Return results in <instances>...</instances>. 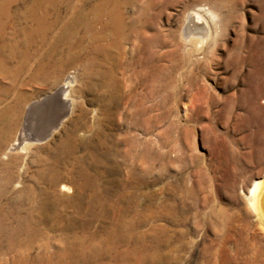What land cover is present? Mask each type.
I'll return each instance as SVG.
<instances>
[{"label":"rangeland","instance_id":"1","mask_svg":"<svg viewBox=\"0 0 264 264\" xmlns=\"http://www.w3.org/2000/svg\"><path fill=\"white\" fill-rule=\"evenodd\" d=\"M50 4V30L71 31L81 49L49 67L44 48L3 59L17 69L0 73V160L12 171L0 187V264H264V228L243 196L264 177V0ZM183 11L201 21L198 41L178 38ZM90 14L132 27L104 57L82 34ZM149 64L168 88L149 85ZM64 73L57 120L9 148L23 104ZM24 184L43 190L25 200Z\"/></svg>","mask_w":264,"mask_h":264},{"label":"bare ground","instance_id":"2","mask_svg":"<svg viewBox=\"0 0 264 264\" xmlns=\"http://www.w3.org/2000/svg\"><path fill=\"white\" fill-rule=\"evenodd\" d=\"M103 1L104 0H99L100 6H101V4L103 5ZM50 2H51V0H0V73L6 74L9 77V80L12 79L13 74L15 73V71L17 69L16 63H15L16 61L15 62L13 61L12 64L8 63L9 65H7V64H4V60L13 56L14 52H15V56L19 57V59L23 61L27 58V56L29 54L35 53L36 50L38 51V48L39 49L44 48L38 55L41 56V59L45 61V63L47 64L48 67L50 65L57 63L61 59L63 61L69 60V59H72L74 57V55H76L77 53L79 54L81 48L78 47L77 40L73 41V43L71 42V40H74V39H71V37H72L71 31L67 32L64 30V28H60L56 32H52L50 30V26H51L50 25V18L48 16V14H49L48 12H49V9L51 6ZM67 6H69V5H67ZM67 10H68V8H67ZM101 15H103V14H101ZM111 17H112V20L109 21L110 25H108V27L105 26V24H106L105 20L103 22L100 18V21H99L98 16L95 14H90L88 20L84 21V24H83V30L84 31L82 32V34L87 36V38H86L87 44L91 48V51L96 50L98 52V53L96 52L97 55L99 54L100 57H104V55L106 54L104 52V50L102 49V47L109 46V45H117V42L120 39H123V37H124L123 31L124 30H130L132 28L131 24L129 22L124 24L122 22L123 20L121 21L118 18V15L117 16L111 15ZM67 18H68V16H67ZM75 19H76V17H75ZM81 20H82V18H81ZM94 22L96 23V28L89 30L88 27L90 26V24H93ZM57 26H59V25H57ZM178 27H179L178 28L179 30L177 31L176 34L178 35V38L180 40H182L183 42L184 41L186 42V40L187 41H198L199 40V38L197 36V35H199L198 32H196L195 33L196 35H195L192 30H195L197 27L199 29L200 28L202 29V23H201V21H199L198 17L193 12L185 11L181 15L180 21L178 23ZM86 28H88V29H86ZM53 31H54V29H53ZM136 33H138V32H136ZM100 44H102V45H100ZM134 44L136 45V43H134ZM133 48H134V46H133ZM127 49H128V46H127ZM45 50L47 51V54L43 53V51L45 52ZM47 55H48V58H47ZM85 56H86V57H84L85 61H82V63L83 62L85 64L91 63L90 56H88V55H85ZM17 62H18V60H17ZM35 64L37 65L38 63H35ZM35 64H34V67H36ZM148 67L149 68L146 71V77L145 76L144 77L147 79L149 85H151L153 83L159 84V87L162 90H164L170 86V83L164 82L165 81L164 79L158 80V74H155L156 68L153 66V64L152 65L149 64ZM160 77H161V75H160ZM66 80H67V75L64 73V75H61V77L56 82H54L52 84L51 88L48 91L46 90V92L41 93L37 98L30 100L28 102H25L23 104L20 117L17 121L16 132L13 136H11L10 140H8V142H7L8 143L7 146L9 148H12L14 146L17 147L22 142H25V141H28L30 139H34L37 137H41L42 135L46 134V132L50 129V126L52 125V123H54L57 120L58 115L60 114V111H62L64 105H65V107L67 105L68 100L65 98V95H64V90L66 87ZM143 83H144V81H143ZM100 86L102 88V85H100ZM126 87H127V81L125 83V88ZM136 110H139V108H137V106H134L133 112L135 113ZM129 111H127V114L129 113ZM125 140L123 142H126ZM127 140H129V139L127 138ZM127 143L128 142H126V144ZM72 148H73L72 144L67 143V146L62 148V150H63V152L67 151L69 154V152L72 150ZM71 157L75 159L76 157H78V154L75 155L72 153ZM125 157L127 158L126 155H125ZM6 160H7L6 158H5V160H0V168L2 170V172L0 173V187L4 183H6L8 181V178L12 175V171L6 167V165H7ZM75 160H77V159H75ZM44 168L48 169L49 165L45 164ZM49 170H50V173H52V174L46 175V178L44 177L46 184L51 183L54 180L53 178H54L55 170L51 169V168H49ZM77 170H78V168H77ZM57 185H59L61 187L63 186L61 182H58ZM75 187H76V185H75ZM20 188H24V191ZM15 190L17 191V193H18V191H23L22 197L25 200H29L32 192L33 193L36 191L41 192L43 189L42 190H40V189L39 190L38 189L32 190L27 184H24L21 186L18 185ZM243 196L245 197V203L247 204L248 208L253 213H255L257 219L261 223V226L264 228V177H259L256 180L250 181L249 184L245 188ZM18 198H17V196L15 197L16 202L19 201ZM32 198L30 200L31 203L35 204V206H37V207L42 206L41 203H43V202H42V200H40V198L38 200H36V199L32 200ZM24 234H26V233H24ZM58 251H59L58 249L55 250L56 253H59ZM56 253H54V254H56ZM81 258L83 259L82 256L79 257V259H81ZM54 260L55 259H53V260L51 259V261H54ZM65 264H66V262H65Z\"/></svg>","mask_w":264,"mask_h":264}]
</instances>
